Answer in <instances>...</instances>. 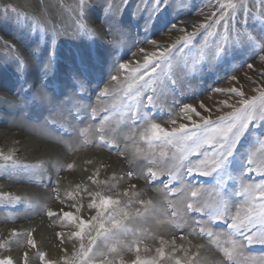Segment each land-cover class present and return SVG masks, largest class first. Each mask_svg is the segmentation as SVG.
I'll use <instances>...</instances> for the list:
<instances>
[{
  "label": "rangeland",
  "instance_id": "obj_1",
  "mask_svg": "<svg viewBox=\"0 0 264 264\" xmlns=\"http://www.w3.org/2000/svg\"><path fill=\"white\" fill-rule=\"evenodd\" d=\"M229 2L238 7L225 41L224 22L214 21L231 13L220 9ZM262 13L264 0H161L158 7L156 0H0V260L24 264L27 253V264H81L80 245L87 247L96 232L73 237L79 229L63 213L91 220L97 210L89 205L111 196L129 213L127 233L97 240L114 264H133L137 255L160 258L161 247L164 258H173L166 264L207 260L193 253L198 242L217 257L208 264H264V244L234 248L232 241L243 238L226 227L247 207L236 195L241 184L264 179L256 171L243 174L248 155L264 158L259 112L224 168L209 176L187 173L206 149L211 153L207 145L183 155L179 146L151 139L153 123L191 127L189 116L202 124V117L216 121L240 107L232 88L243 98L259 97L264 52L246 39L237 42L236 31L264 38ZM153 52L166 56L156 73L148 70L139 96H128L130 83L144 84L138 77L145 71L130 70ZM124 63L129 69L119 68ZM189 104L195 112L184 109ZM101 152L107 160H98ZM225 208L217 222L216 210ZM201 227L213 237L201 235Z\"/></svg>",
  "mask_w": 264,
  "mask_h": 264
},
{
  "label": "snow or ice",
  "instance_id": "obj_2",
  "mask_svg": "<svg viewBox=\"0 0 264 264\" xmlns=\"http://www.w3.org/2000/svg\"><path fill=\"white\" fill-rule=\"evenodd\" d=\"M161 0H156L157 7ZM238 5L236 3L229 2L227 5L220 4V9H231V13L223 11L218 19L214 21L216 25H220L221 21L224 22V37L223 39L227 41L229 39V21L235 19V12ZM244 12L247 15L248 9L245 6ZM214 15V14H213ZM264 15V13H262ZM212 24H202L200 28L210 29ZM196 33L188 34L183 37V43H190ZM208 35H213L211 31ZM237 42L242 39L252 44L255 48L258 47L260 52H264V38H257L251 34L245 33L241 34L238 30L236 31ZM152 43H155L154 41ZM143 51V49H141ZM166 56L165 52H153L150 55L145 56L143 65L137 66L135 69L130 71L137 74L140 73L141 67L145 70L143 74L139 75V80L144 81V84L139 85V87L134 88V85L130 83L128 85V96L138 97L140 94V88H144L147 85V80L145 76L148 75V70L151 73H156L157 68L160 66L159 61ZM261 60L264 61V56H261ZM252 68V65H248ZM120 69H129V65L124 63L119 65ZM151 77L149 76V79ZM117 77L113 76L112 80H116ZM132 79L135 81L136 76ZM216 91H223L222 89H216ZM231 92L240 96L239 101L240 107L235 108L232 112L227 113L224 116L219 117L218 120L213 121L208 118H201L203 123H197L191 120L189 116L188 119L191 123V127L187 124H180L179 127H174L171 130L162 127L159 123L151 124V139L153 140H163L166 143L174 144L180 147V151L183 155H187L192 152L198 151L202 146L207 145L211 149L209 154L206 149L203 153V159L197 160L196 163L187 168V173L189 176L200 175L209 176L212 173H217L224 168L228 159L233 156L237 144L240 142L241 138L247 131L249 124L257 118V112H259V117L264 120V90L260 91L259 97H252L251 99L243 98V92L236 88H232ZM259 100L260 104L257 106L256 101ZM147 101L149 104L152 102V96H147ZM186 111L195 112V108L192 105H184ZM199 115V113H197ZM261 155L264 157V141H261ZM5 159H11V157H5ZM245 168L243 174H251L256 171L259 175L264 176V158L259 161L254 160L253 155H248L245 161ZM255 165V167H254ZM71 167V166H69ZM149 174L155 178V173L149 168ZM131 175V173H130ZM100 196V193H96ZM197 193L192 192V196L195 197ZM237 196L244 197L246 209L241 213L240 209H237L235 215L231 216L230 223L226 225L232 233L238 234L242 237V241L238 242L236 240L232 241L233 247H242L243 243L249 245L253 243L264 244V179H261L259 183H248L241 184L240 190L236 192ZM120 201L118 199H113L111 196H101L99 201H93L89 207L97 210L95 216L91 217V220L80 219L79 217L73 216L70 212H64L63 216L69 221L76 222V227L79 229L72 233L73 237L80 238L83 240L84 233L86 229H94L96 235L89 238V244L87 247L83 243L80 245V252L78 256L81 260V264H114L113 261L108 260L105 251L97 245L98 239H103L107 242L111 238H116L119 233H127L129 229L124 224V220L129 218V213L120 206ZM188 209H194L193 204H188ZM200 211V209H195ZM225 212L220 209L216 210L214 219L219 222L225 218ZM53 215V213H49ZM173 215H176L173 213ZM110 225V227H109ZM201 235H207L209 238L213 237L212 231H207L203 227L200 228ZM15 235V232H13ZM28 243L35 247L34 242L29 239ZM105 247L107 245L105 244ZM96 249L94 252L93 249ZM110 252L116 253L117 248L111 247L108 249ZM137 253L140 249L136 248ZM160 259L165 256L164 248L161 247L158 250ZM224 255L230 257L231 254L227 249H224ZM97 256L99 259H97ZM42 260L44 254L40 257ZM0 264H13L11 257H7L0 260ZM24 264H27V253L24 254ZM48 264H53L49 261ZM120 264H124L121 260ZM133 264H159L157 259H142L137 255ZM175 264H182L180 259H176ZM192 264V262H189ZM201 264H208L207 260L201 261Z\"/></svg>",
  "mask_w": 264,
  "mask_h": 264
},
{
  "label": "bare ground",
  "instance_id": "obj_3",
  "mask_svg": "<svg viewBox=\"0 0 264 264\" xmlns=\"http://www.w3.org/2000/svg\"><path fill=\"white\" fill-rule=\"evenodd\" d=\"M217 97H218V95H216ZM177 120H179V116H177ZM24 131V130H23ZM2 138V137H1ZM4 139V138H3ZM33 139V138H32ZM45 139V138H44ZM13 140V139H12ZM15 140V139H14ZM33 141V140H32ZM1 142H3V141H1ZM34 143H36V141L34 142ZM39 143V142H38ZM37 143V144H38ZM14 144V143H13ZM26 144V143H25ZM25 146V145H24ZM29 146H30V148L31 147H34L33 145H30L29 144ZM28 148V147H27ZM26 150V149H25ZM30 150V149H29ZM60 151V150H59ZM102 154H101V158L100 159H98V160H100V161H103V160H107L108 159V156H106V154L104 153V152H101ZM31 154V153H30ZM65 154V153H64ZM99 154V153H98ZM60 155V154H59ZM88 156V155H87ZM95 156V155H94ZM54 157V156H53ZM33 158V157H32ZM37 159H39V158H37ZM93 159V158H92ZM96 159V158H95ZM41 160V159H40ZM112 161V160H111ZM115 162V161H114ZM123 169V168H122ZM125 170V169H124ZM122 171V170H121ZM77 175V174H76ZM126 186V185H125ZM144 199V198H143ZM143 201V200H142ZM144 208V207H143ZM142 208V209H143ZM152 224V223H151ZM26 230V229H25ZM43 231V230H42ZM149 231V230H148ZM169 235V234H168ZM40 236V235H39ZM149 236V235H148ZM157 237V239L158 240H162L165 236H166V234L164 233V232H162V231H160V232H158L157 233V235H156ZM38 237V236H37ZM45 237V236H44ZM42 240V239H41ZM148 240V239H147ZM44 241V240H43ZM149 241V240H148ZM43 243V242H42ZM44 244H45V242H44ZM192 245V244H191ZM199 245H202V243H200V242H198L197 244H196V250H194V254H199V255H203V256H207L206 258H217L215 255H212V254H210V253H208V251H206V249L205 248H203V249H201L200 250V246ZM111 248V247H110ZM43 249V248H42ZM171 249V248H170ZM179 249V248H178ZM186 250V249H185ZM152 251V250H151ZM180 252V251H179ZM170 253H172V254H175V252H173V250L171 249V250H169V255H170ZM186 254V253H185ZM180 255V254H179ZM187 255V254H186ZM186 255H184V257L186 256ZM181 257V256H180ZM205 258V257H204ZM142 259H153V258H142ZM156 259V258H155ZM173 258H170V259H168V258H163V259H160V258H157V260L158 261H160L159 263L160 264H166L168 261L170 262V260H172ZM207 259V260H208ZM133 260V259H132ZM183 260V259H182ZM205 259H201V258H195L194 260H191V262L193 263V264H201V261H204Z\"/></svg>",
  "mask_w": 264,
  "mask_h": 264
}]
</instances>
